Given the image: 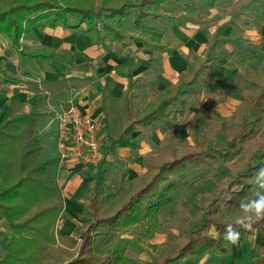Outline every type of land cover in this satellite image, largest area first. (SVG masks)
I'll use <instances>...</instances> for the list:
<instances>
[{"label": "trees", "instance_id": "16d2710c", "mask_svg": "<svg viewBox=\"0 0 264 264\" xmlns=\"http://www.w3.org/2000/svg\"><path fill=\"white\" fill-rule=\"evenodd\" d=\"M87 1L0 0V32L8 34L13 44L19 45L22 38L30 35L32 28L43 30L62 26L103 44L105 38L119 41L127 37L126 27L160 31L193 23L207 28L213 21L206 20L203 12L216 0H117L111 4L101 1L103 3L98 7L93 3L82 4ZM178 2L184 7V13L174 15L171 7ZM254 4H264V0H236L229 10V21L244 14ZM224 26L216 28L202 56H193L187 64V71L179 74L177 83L153 96L144 106L134 105L127 93L116 97L106 86L103 88L104 128L112 121L121 128L115 138L108 140L106 151L114 150L122 140L131 139L136 131L142 139L149 140L159 125L169 123L170 128L158 147L144 156L146 175L126 178L127 174L123 172L119 176L107 168L103 160L95 166L88 215L76 230L77 239H74L77 253L61 264H121V261L133 264L123 258L124 249L118 251L116 247L101 254L99 238L110 236L141 218L146 219L147 224L156 212L177 202L178 172L196 171L195 181H203L209 177L208 170L218 171L219 165L226 164L240 171L225 185L206 195L207 204L198 207L195 219L182 216L178 206L172 209L169 216L175 219L173 226L180 228L184 242L173 253L155 257L153 261L195 264L205 253L226 255L229 252L230 244L223 238L225 226L233 223L239 214V202L254 196L257 186L252 182L253 175L258 168L264 167V56L253 68L244 62L243 57L233 58L228 64L221 62L223 57L215 54L223 44H231L233 54L245 52L238 44L241 38L220 35ZM31 56L37 57L35 54ZM46 56L71 66V57L66 52H49ZM229 67H240L245 82L237 91L239 102L232 115L216 116L212 110L216 102L203 105L201 94L206 86L219 89L218 80H224ZM86 81H46L40 82L39 87L33 86L36 91L54 93L67 88L68 82L75 87ZM128 83L131 88L133 83L130 80ZM41 104L38 98L26 113H15L9 107L0 123V217L14 236H20L8 242L6 255L0 253V264L18 263L13 260L19 254L14 246L17 240L27 243L29 254L37 248L46 250L54 239L52 227L64 208L55 177L56 160L50 157L40 159L43 145L37 128L44 117ZM181 124L187 127L192 145L181 138L183 144L180 147L185 148L177 152ZM125 178L128 182L123 187L125 185L121 186V183ZM141 179L144 181L132 191V182ZM115 184L117 189L112 192L111 187ZM110 198L114 199L116 208L104 215V204L108 205ZM259 228H264V221L254 225V231L240 229L239 243L243 244ZM148 232L152 237L158 231ZM38 237L41 241L37 243ZM2 238L4 235L0 230V245ZM253 256L255 260L244 264H264V238Z\"/></svg>", "mask_w": 264, "mask_h": 264}, {"label": "crops", "instance_id": "0c3cea01", "mask_svg": "<svg viewBox=\"0 0 264 264\" xmlns=\"http://www.w3.org/2000/svg\"><path fill=\"white\" fill-rule=\"evenodd\" d=\"M235 1L220 0L204 11V18L213 21L207 28L193 23L160 31L127 27V37L119 41L105 38L103 44L81 32H73L62 26L45 27L43 30L32 28L30 35L22 38L19 45H14L8 34L0 32V123L9 107H12L15 113H26L35 100L40 98V111L44 117L37 128L39 136H44L47 130L54 128L56 139V114L69 106L94 119L98 124L99 136L103 129L106 135L102 112V90L105 86L112 95L118 97L127 93L134 105L137 102L136 105L139 103L138 106H144L153 96L177 83L179 74L187 71V64L194 55L202 56L218 26L225 25L220 31L221 36L241 38L240 42L243 38L244 42L247 39H256L253 19L238 14L232 22L229 21V10ZM171 8L174 15L184 13L180 2ZM84 27L82 26L83 29ZM240 42L239 47L245 50L242 54H233V46L223 44L215 56H222L220 61L227 64L233 58L244 57L248 50L244 49ZM49 52H66L71 57V66L61 60L48 58L46 54ZM32 54L37 57L31 56ZM246 64L252 66L247 61ZM75 79L87 81L82 86L77 85L78 87H73L74 84L68 82L67 88L54 93L36 91L33 86H38L40 82ZM224 79L226 84L231 81L236 84L237 89L245 82L240 67L231 68ZM129 80L133 83L131 88H128ZM208 93L215 94L211 89H208ZM227 98L224 104L218 103L213 107L222 117L231 115L237 104L233 97ZM169 126V123L159 125L149 140L139 141L142 159L145 154L151 152L152 145H159ZM116 153L118 154L117 149ZM47 156L49 157V154ZM94 172L95 165L80 162L69 163L63 169H55L64 204L63 213L75 214L85 202L87 190L93 186ZM132 175L136 174L133 172ZM64 220L62 218L60 225ZM263 238L264 228H259L246 239V243L251 248L258 245ZM154 239H157V236L152 241Z\"/></svg>", "mask_w": 264, "mask_h": 264}, {"label": "rangeland", "instance_id": "374dc122", "mask_svg": "<svg viewBox=\"0 0 264 264\" xmlns=\"http://www.w3.org/2000/svg\"><path fill=\"white\" fill-rule=\"evenodd\" d=\"M101 1H109L110 3L108 4H111L112 2L117 0H88L85 3L82 2V4L88 5L89 3H93L96 4V7H98L103 3ZM217 1L220 0H216L215 2ZM222 7L226 8L223 5ZM226 14H228V12ZM244 14H242L244 17L249 18L250 20L253 19L256 31V39H252V41H249L247 39L244 42L243 38L242 42H240L242 47H244V49L247 48L248 50V52L243 57L244 62L246 63L247 61L248 64L252 65L251 67L253 68L255 66H258L260 59L264 56V4H254V6ZM230 69H228L227 74ZM241 73L243 75L242 70ZM257 78H260L259 75H257ZM218 84L219 89L217 90H215V88H212L211 86H206L203 89L201 94V103L203 105H207L211 102H216L215 104H213L214 107L215 105H218V103L224 104V102L228 99L227 97L229 96L237 100V104L234 106L235 109L239 102L237 99V91L239 90V87L237 89V85L232 83V81L229 84H226L225 79L223 81L218 80ZM208 89H211V91L215 94L210 95V93H208ZM136 104L137 102H135V105ZM138 105L140 104L138 103ZM213 113L216 116H221V113H218L215 110H213ZM179 126L181 132L178 140L181 141V138L186 139L189 145H192V142L188 137L187 127L183 124ZM120 129L121 128L118 127V123L116 121H112L109 127L106 128V135L104 134V129L101 130V161H105L107 168L116 172L119 176L123 172L127 174L126 178L130 176L138 175L142 177L146 175L147 170L144 160V156L146 154L143 156L144 159H142L139 153L141 148L139 141L142 139L139 131H136V133L132 135L131 139L122 140L121 144H118L114 150H111L110 152L105 150L108 140L115 138L118 130ZM54 132L56 131L53 128L51 130H47L44 136L40 135L41 143L43 145V151L40 155V159L47 158L48 154L50 158H56ZM182 144L183 143L181 141L178 145L179 149L177 150V152H179L180 150H184L185 147H180ZM157 147V145H152L151 151L156 149ZM116 149L118 154L116 153ZM208 171L210 172L209 177L203 181H195V178L197 176L196 171H192L191 173L183 171L178 172L176 175V179L178 181V186L180 187L175 193L177 196V202L163 210L156 212L154 214V218L149 219L147 224L146 219L141 218L139 221L133 223L130 226H127L122 230L114 231V233H111L110 236L106 235L104 237H100L99 243L101 247V254H107L110 252V250L117 247L119 249L118 251L124 249L122 251L123 258L133 261V264H159V262L154 263L153 260L155 259V257L157 259L168 255L171 252L173 253V251L177 247L181 246V244L184 242L183 237L180 235V228L177 229L173 226L175 219L169 216L172 209L178 206L179 213L182 216L185 217L186 215L189 219H195L197 217L196 214L198 211V207L207 204L206 195L209 194L213 189L225 185L224 183L227 180H231L232 178H234L237 172L240 171V169H236L229 164H226L219 165L218 171ZM133 172L136 175H132ZM150 174L151 172L149 173V175ZM94 176L95 174H93V178ZM126 178L123 179L121 183V186L125 185L123 187H126L127 185L128 179ZM147 178H145L144 180H146ZM192 178H194V180L190 182ZM144 180L141 179L138 181H133L131 184V190H136L138 188V185ZM116 186L117 185L115 184L111 187L112 192L116 191ZM91 189L87 190L84 200L85 202H83V204L79 207L78 211L75 214H66L63 213V211L60 213L57 221L52 227V233L54 234L53 242L50 243L49 247L46 248V250H40L37 248L36 250L34 249L32 254H29L26 249L28 247L27 243L22 240H17L14 246L17 248V250H19V254L14 256L13 260L17 261L18 263L12 264H61L64 263L67 259L75 256L77 253V248L74 243V239H77L76 230L81 226L84 217H87L88 215V200ZM125 197L126 196H124V198ZM104 207V215H109L110 213H112L116 208L114 199L110 198L109 204H104ZM62 218L65 220L64 223L60 225V221L62 220ZM143 222H145L146 225L143 224ZM73 225H75V227H73ZM154 229L158 232L154 233V235L150 237L148 231H152ZM0 230L3 231L4 235V238H2V243L0 245V253L2 254L3 252L6 255L9 249L8 242L13 239L15 240L18 237L20 238V236H14L7 226L6 221L2 220L1 217ZM210 234L213 235L214 232H210ZM156 236L157 239H154V241H152ZM25 238H23V240H25ZM40 241L41 239L38 237L37 243ZM257 246L258 245H255L254 247L250 248L247 245L246 241L243 244L239 243L236 246L229 245V252L226 255L220 254L218 252H214L212 254L205 253L196 260L195 264H221L223 262L226 264H244V262H252L253 260H255V256H253V254H256ZM121 264L130 263L129 261H121Z\"/></svg>", "mask_w": 264, "mask_h": 264}, {"label": "built area", "instance_id": "2783aa9c", "mask_svg": "<svg viewBox=\"0 0 264 264\" xmlns=\"http://www.w3.org/2000/svg\"><path fill=\"white\" fill-rule=\"evenodd\" d=\"M56 169L69 163L97 165L101 161V140L97 122L72 106L56 114Z\"/></svg>", "mask_w": 264, "mask_h": 264}, {"label": "clouds", "instance_id": "9594fccd", "mask_svg": "<svg viewBox=\"0 0 264 264\" xmlns=\"http://www.w3.org/2000/svg\"><path fill=\"white\" fill-rule=\"evenodd\" d=\"M252 182L257 191L252 198L242 199L238 204L239 214L233 223L225 226L223 238L230 245L236 246L241 239V231H254V225L264 221V167L258 168Z\"/></svg>", "mask_w": 264, "mask_h": 264}]
</instances>
